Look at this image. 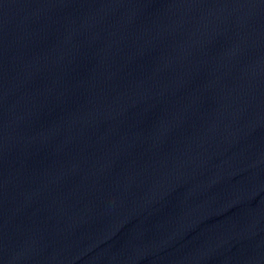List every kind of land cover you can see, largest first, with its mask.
<instances>
[{
  "label": "water",
  "instance_id": "water-1",
  "mask_svg": "<svg viewBox=\"0 0 264 264\" xmlns=\"http://www.w3.org/2000/svg\"><path fill=\"white\" fill-rule=\"evenodd\" d=\"M0 264H264V0H0Z\"/></svg>",
  "mask_w": 264,
  "mask_h": 264
}]
</instances>
